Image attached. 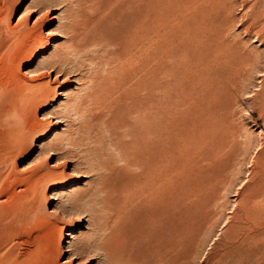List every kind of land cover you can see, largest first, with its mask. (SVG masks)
Masks as SVG:
<instances>
[{
	"label": "bare ground",
	"instance_id": "obj_1",
	"mask_svg": "<svg viewBox=\"0 0 264 264\" xmlns=\"http://www.w3.org/2000/svg\"><path fill=\"white\" fill-rule=\"evenodd\" d=\"M17 3L18 0H0V76L8 74L5 82L6 77L4 80L0 77V154L5 153L11 159L28 149L33 134L44 128L47 132L50 130L52 121L45 124L38 122L32 108L39 102H57L56 98L64 94L54 85L55 81L52 82V73L64 76L65 83H68L67 76L77 67L69 56L82 53L80 49L89 44L99 45L96 40L98 38L81 37L77 29L73 28L74 22L65 23L67 30L63 33L67 34L70 45L54 48L55 52L45 69L49 72L33 78L24 76L22 67L28 66L30 61L51 45L49 38L47 39L49 33L45 34L43 31V21L48 17L47 9L58 7L61 2L39 0L28 5L17 23L12 25L10 21L17 11ZM258 3V8L255 5L250 15L252 22L246 28L248 33L257 28L260 30L257 33L264 32V0H258ZM234 4L236 2L233 0L232 3H228V0H134L112 10L109 18L127 36L132 31L135 34L143 32V37L139 39L143 47L140 52L144 60L140 67L142 78L133 75L131 80L129 77L125 82L124 79L123 82L120 80L121 87L102 94L104 96L101 102V105L104 103V106L113 109L114 106L117 109L127 102H131V105L139 100L144 102L143 125L135 127V130L133 128V140L130 142L133 152L128 163L136 170L122 180L120 193L114 197L115 205L109 204V193L103 198V206L110 207L114 215L107 218V215H103L100 218L102 222L96 224L98 227L93 238L75 240L76 222L66 231L63 225L56 224L52 228V231L55 229L54 236L51 235L48 245H44L38 236L31 238V235L24 240L30 247L24 250L16 246L8 249L6 244L13 228L7 226V220L12 213L0 210V264H74L84 253L81 251L87 244L100 249L103 258L109 262L126 264L142 252L143 263L151 258V264H183L186 238L195 236L210 221L214 214L211 211L212 204L215 205L219 197L220 184L229 178L228 171L239 160L243 151L239 140L243 135L242 126L236 122L238 106L242 93L248 89V84H252L255 73L259 72L253 54L254 47L251 48L249 40L243 41L239 37L236 39L232 31L236 24V18L231 12ZM31 8L33 11H27ZM35 12L39 15L30 26L29 19ZM58 17L53 15L48 21L60 19ZM135 39L133 37L130 40L128 36L123 42L124 49L119 50L124 52L128 62L135 56L132 51L133 45L138 44ZM101 51L102 49L100 53ZM108 55L109 58L114 57V53ZM83 60H86L85 56ZM103 77L96 76L97 89L100 84L113 85L112 79ZM59 80L57 78L56 83ZM132 80L134 89L130 87ZM35 81L40 82L36 84ZM32 82H35L37 89H32L35 88ZM141 90L144 93L136 100L135 93ZM85 92V95L75 101V97L71 100L74 103H71L72 110L76 106L74 109L77 114L80 106L88 98L95 96L94 92ZM256 105H259L260 118L264 121V88L258 95ZM82 109L81 111L84 110ZM104 116L107 117L105 114ZM106 117L105 119L108 118ZM62 119L58 120L56 126L65 123ZM139 122L136 123L139 125ZM53 150V147L49 149L51 158L56 154ZM263 154L256 163L260 166L257 190L244 208L238 231L244 232L248 223L258 226L264 220V210L259 207V203L264 201ZM59 160L60 158L51 167L48 166V161L43 160L40 167L23 177L21 182L28 187L31 180L43 181L42 183L65 180L68 174L65 170L60 171ZM65 186L53 187V194H58V188L64 189ZM107 189L106 183H100L93 191L104 192ZM69 200L74 201L72 198ZM58 208L56 206L52 212H57ZM96 210L99 212L101 209ZM90 218H96L95 214ZM263 234L264 231L259 235ZM67 237H71V240H67ZM62 243H67V246L63 247ZM62 256L66 258L60 261ZM93 258L90 256V259ZM80 262L82 263L79 261L76 264Z\"/></svg>",
	"mask_w": 264,
	"mask_h": 264
},
{
	"label": "rangeland",
	"instance_id": "obj_2",
	"mask_svg": "<svg viewBox=\"0 0 264 264\" xmlns=\"http://www.w3.org/2000/svg\"><path fill=\"white\" fill-rule=\"evenodd\" d=\"M38 1L39 0H18L17 11L10 21L12 25L17 23L19 17L28 5H33ZM133 1L134 0H60L61 4L58 7H50L47 9L48 17L43 21L44 26L42 28L45 34L49 33L47 34L48 36H46L47 39L49 38L51 45L48 46L42 54L30 61L28 66L22 67L24 76L33 78L38 74L41 75L42 73L49 72L47 71L48 69H45L55 49L57 47L61 48L70 45L68 36H66L67 34L63 33L67 30V24L74 22L73 28L77 29L80 36L82 35L81 37L85 39L93 37L98 38L96 40L99 42V45L89 44L80 49L82 53L79 54L81 55L78 54V56L73 54V57L72 55H70L71 57L69 56V59H71L77 67L75 66L76 70H73L75 72L72 71L71 74L67 76V78H69L68 83H65L66 78H63L64 76H59V74H56L57 72L52 73V82L55 81L54 85L64 94L56 98L57 102H39L32 108L33 111H35L36 107L38 108L35 113L32 111L34 115L36 114L35 116L38 122L45 124L52 121L50 130L47 132L46 128H44L33 134V140L28 149L14 159L9 158L5 153L0 154V192L2 191L0 193V210L11 211L12 216L8 218L7 222H9V224L7 223V226L11 229L13 228L12 233L9 235L6 248L10 249L16 246L18 249L24 250L30 247L24 240L31 235V238H36L38 236L42 239V242L45 243L44 245H48V241L52 238L51 235H53V231L55 230L53 229L52 231V228H54L56 224L63 225V227H65L64 231H66L73 222H76L77 226L74 233L75 240H86L88 237L93 238L96 235L97 225L102 222L100 218L103 217V215H107L106 218L109 215H114L110 207L105 208L103 206V200H105L103 198L109 193V204L111 205L112 203L115 205L114 197L120 193L119 188L121 187L122 180H124L127 174L136 170L128 161H130L133 152L132 144L130 143L133 140V128L135 130V127L143 125L144 122L143 116L145 106L144 102L139 100L144 91L141 90L135 93V98L139 101L133 103V105H131V102H127L128 104H121V107L118 106L117 109L116 106H114L115 109H113L104 106V103L101 105V102L106 93L111 92V90H118V88L121 87L123 79L125 82L127 77L131 80V76L133 75L141 78V75H143L142 71H140V67L144 62L142 58L143 55H140L143 47L140 44L141 40L139 41V39L143 37V32L138 31L136 34L133 31L129 32V39L132 40L133 37L136 38L138 44L133 45L134 48L132 47V51L135 52V56L132 58L133 61L131 60L128 62V58H126L124 52L119 51L124 49V43L128 36L109 18L112 10L122 4H129ZM234 1L236 4H234L231 12L236 18V24L232 31L236 39L239 37L243 39V41L249 40L251 48L254 47L253 54L259 66V72L255 73L252 84H248V89L242 93L241 101L238 106L236 122L242 126L241 131L243 132V137L241 136L239 140L242 142L243 151L240 153L241 155H239V160L235 163L236 166H233L235 168L232 167L233 169L231 168L228 171L229 173H227V176L230 175L229 178L227 177L228 179L226 178V182L223 181V183L220 184L222 190L219 189V197L215 205L212 204L211 211H213L214 214L210 221L206 223L195 236L186 238L187 241L183 249V264H264V234L259 235L264 231V220H262L261 224L258 226L248 223L244 232L243 230L238 231L242 223L244 208L251 202L252 195L257 190V184L260 179V166L256 163L259 162L258 160L264 152V121L260 118L258 111L259 105H256L258 95L264 88V32L257 33L260 31H258L257 28L249 32V34L246 30L247 26L252 22L250 15L253 13L255 7L258 8V0H233V2ZM229 2L232 3V0H228V3ZM27 11H33V8ZM38 15L37 12L31 15L29 19L30 26L34 24ZM53 15H58L60 19H54V21L52 20L49 22L48 18L53 17ZM65 23L67 24L65 25ZM101 49L102 51L100 53ZM108 53H114L115 59L114 57L112 58V56L109 58ZM82 54L85 56L86 60H83L84 56ZM41 60L43 64H41ZM38 65L41 66V69ZM6 76L8 77L7 73L0 77L4 80ZM96 76L99 78L104 76L103 78L112 79L113 85L100 84L101 87L99 86V89H97L96 85H98V83H96ZM117 76L121 78L119 79ZM7 77L4 82L7 81ZM57 78L60 80L56 83ZM35 82L31 84L35 85ZM39 82L40 81H37L36 84H39ZM133 83L134 80H132L130 84L132 89H134ZM102 85L106 87L104 88ZM92 88L96 89L92 90ZM32 89H37L36 85L35 88ZM85 91L94 92L95 96L93 95L92 98H88L86 103L82 105V107L80 106L78 109L79 114H77L78 112L74 109L76 106L72 110V104L74 105L72 102L75 101L76 98L85 95ZM100 92L102 93L100 94ZM79 93L83 94L80 95ZM71 100L73 101L71 102ZM91 101L93 103L95 101V105ZM60 104L63 105L61 106ZM70 104L71 106H68ZM134 106L137 109L140 107V110L138 109V111H136L137 109ZM81 108L84 110L82 109L83 111H81ZM110 109L111 111H109ZM103 112H105L104 114L107 115L108 118L102 114ZM140 113L143 114L141 116L142 118L139 116L141 115ZM111 114L113 115L111 116ZM92 116L95 117L93 118ZM89 117H91V119H89ZM105 117L107 119H105ZM116 117L117 119H115ZM59 119L64 120L65 123L56 126L57 123H59ZM114 121H116L115 124ZM109 122L110 124H108ZM136 122H139V125ZM115 126L118 127L116 128ZM79 129L81 131H78ZM57 137L60 138L58 139ZM43 142H46L44 144L45 146H41ZM52 145L56 146V150ZM52 147L56 154L51 158L49 157L51 156L49 149ZM59 158L60 163L58 165L60 166V171L65 170L68 174L65 180L61 182L50 180L46 183H42L43 181L40 182L38 180H31L28 183V187L23 185L21 179L38 169L43 160L48 161V166L51 167ZM12 176L14 177L12 178ZM100 183H106L108 189L104 192H94L93 190ZM60 185L66 186L64 189L61 187L58 188V194L54 195L52 191L53 187H59ZM21 189L23 191H21ZM28 189L29 192H27ZM5 195L7 197H5ZM71 198L74 200V203L72 200H69ZM8 200L10 201L8 202ZM56 206L59 207L58 211L52 212ZM259 207L264 210V201L259 203ZM96 208L101 210L98 212ZM92 214H95L96 218H90ZM91 224L93 226H91ZM66 239L71 240V237H67ZM61 245L66 247L67 243H62ZM81 253L79 259H77L74 264L79 261H82V263L80 262L79 264H121L117 261H106L103 258L104 256L101 250L91 247L90 244H87L82 249ZM142 254L141 252L132 257L126 264H151V258H148L146 262L143 263ZM67 256L68 254H66V257ZM90 256L94 258L90 259ZM87 257L89 258L87 259ZM65 258L62 256L60 261L65 260Z\"/></svg>",
	"mask_w": 264,
	"mask_h": 264
}]
</instances>
